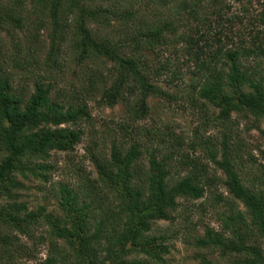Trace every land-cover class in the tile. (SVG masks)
<instances>
[{"label":"trees","instance_id":"trees-1","mask_svg":"<svg viewBox=\"0 0 264 264\" xmlns=\"http://www.w3.org/2000/svg\"><path fill=\"white\" fill-rule=\"evenodd\" d=\"M252 4L260 8L255 18L247 17ZM30 28L25 56L35 60L36 33L49 28L48 72L68 46L85 77L62 90L31 72V91L24 92L0 69V264L31 260L44 243L48 253L39 264H165L171 238L155 226L218 183L227 193L214 199L225 209L220 228L194 236L195 248L226 264H264V164L246 177L224 132L236 117L264 124V0H0V32ZM169 50L192 71L190 101L200 121L194 140L199 129H224L218 145L216 138L191 142L193 150L205 148L206 163L180 154L169 134L157 135L166 154L137 139L135 125L150 117L148 101L172 98L160 79L169 86L181 79L170 59H159ZM95 60L107 68H91ZM96 96L101 106L124 107L123 137L110 130L109 152L89 151L96 176L77 187L59 184L55 209H30L20 201L19 178L46 181L50 166L42 161L82 142ZM260 135L264 142V129Z\"/></svg>","mask_w":264,"mask_h":264},{"label":"rangeland","instance_id":"rangeland-1","mask_svg":"<svg viewBox=\"0 0 264 264\" xmlns=\"http://www.w3.org/2000/svg\"><path fill=\"white\" fill-rule=\"evenodd\" d=\"M250 7L247 17L253 16L255 18L260 8L254 4ZM232 11L239 14L242 13L238 5H233ZM32 28H30V33L27 29L23 32H0V69L12 75V84L24 92H29L31 91L29 78L33 74H38L40 76H48L50 81L62 90L72 88L73 84L79 86L80 80H84L85 77L84 68L77 66L73 62V55L68 46L58 58V66L49 68L51 73L46 69V65L44 66L43 62L49 46V28H44L36 33L38 43L35 60L37 62L30 54L25 56L26 48L29 45L27 43L31 41V39L29 40V35L34 33ZM258 28H261V26H258ZM17 47H20V49L18 50ZM171 52L173 51L169 50L159 53V59L161 61L166 58L170 59L172 70L178 71L177 74L180 75L181 79H173L172 86L165 83L168 78L162 77L160 79L159 84L172 95V98L170 100L151 98L148 101L150 117L135 125L141 131L137 139L142 144L148 141L151 143L150 147L153 149L159 148L157 149L160 150L159 152L166 154L168 153V146L162 147L159 145L160 137H157V135H160L159 133L164 136L169 134L171 140L169 138H166V140L173 143L180 154H188L190 159L206 163L207 152L204 150L205 148L200 149L197 146L193 150L191 142L194 141L195 144H198L200 139L216 138L214 141L218 145L222 141L221 133L224 129L213 125L207 131L199 129L201 132L198 134L199 138L197 135L194 140V129L198 127L200 121L198 119V110L190 101L192 96L190 93L192 71L191 68L184 64L185 59L180 57L176 61L174 56H171ZM154 53L156 54V52ZM154 53L148 54L150 60L155 58ZM27 61L29 66L25 69L23 66ZM88 65L94 69L105 70L107 68L100 60L89 62ZM98 102V96L89 102L91 120L88 124L82 125L83 139L75 150L71 153L51 152L49 158L42 161L50 166V170L44 173L46 181L43 178L34 177L27 180L19 178L24 184L23 189L19 192L20 201L27 203L30 209H36L39 206H45L48 210L55 209V190L59 184L77 187L85 181V177L94 178L96 176L89 151L91 149H102L104 152H109L110 138L108 132L110 130H113V135H116V138L121 139L123 137L119 125L127 123L124 107L117 105L109 108L101 106ZM262 129H264L263 123L257 124L252 119L236 117L229 123V130L224 131L230 133L228 138L234 142L233 148L236 161L244 168L245 175L248 178L252 177V175H247V172H250V170L257 171L259 165L264 164L262 153L264 151V142L260 135V130ZM147 131L152 132V136L145 135ZM179 144L181 145L179 146ZM179 158L175 162L179 163ZM208 165L210 173L212 171L215 173V167H213L212 163ZM216 174L218 177H222L221 171H217ZM218 195L227 197V193L220 183L210 193H206L201 200L181 201L179 209L172 214V220L159 222L155 226L157 233H166L171 238L168 242L170 251L165 257V264H202V259L199 255L207 257L208 260L226 264L218 256L208 257L210 256L208 251L197 250L193 241V237L202 235L206 228H220V215L225 209L221 205L214 206V199ZM239 209H241L240 205ZM48 247L47 243L38 245L34 248L33 259L23 260L21 264H39L46 258Z\"/></svg>","mask_w":264,"mask_h":264}]
</instances>
